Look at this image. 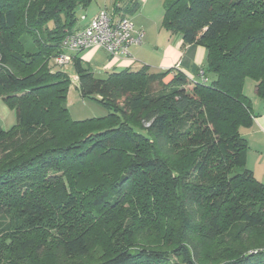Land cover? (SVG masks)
Wrapping results in <instances>:
<instances>
[{
	"label": "trees",
	"instance_id": "obj_1",
	"mask_svg": "<svg viewBox=\"0 0 264 264\" xmlns=\"http://www.w3.org/2000/svg\"><path fill=\"white\" fill-rule=\"evenodd\" d=\"M93 2L0 0V99L16 116L0 125V264H264V183L240 132L246 80L264 100V0H165L163 28L206 49V81L98 78L73 54L81 97L109 111L77 121L56 58ZM141 7L115 0L113 15Z\"/></svg>",
	"mask_w": 264,
	"mask_h": 264
},
{
	"label": "crops",
	"instance_id": "obj_2",
	"mask_svg": "<svg viewBox=\"0 0 264 264\" xmlns=\"http://www.w3.org/2000/svg\"><path fill=\"white\" fill-rule=\"evenodd\" d=\"M141 2L142 7L139 12L142 11V14H145L151 0H141ZM106 8L108 9L107 5H105L104 8H99L95 11H90V8L79 9L77 28L83 29L88 27L91 20L95 18L101 10ZM130 19L131 21L133 20L132 17ZM148 23L149 20L146 18L144 21L136 25L133 22L136 29L143 30L145 32L143 44L140 46H132L130 48L129 58H116L106 55L107 57L103 60L105 73L120 72L124 70L137 72L147 67L150 74H159L170 69H175L176 72H180L189 77L191 81H196L197 78L194 75V70L199 71L205 66L207 56L206 49L198 45L184 46L182 38H176L175 41L169 39V42L163 47L158 46L147 30L149 27ZM100 49L101 48L99 47L94 48L86 55H83L85 61H82L91 65L100 53ZM150 55H155L159 64L153 65L151 60H149ZM151 65H153V67ZM173 78L174 73L168 75L164 81L166 84H169ZM71 79L72 82L74 81L73 79H76L75 82H78L77 76H74ZM255 89L256 84L255 86L253 85V90ZM249 97L252 100L254 123L251 128H242L240 130L242 137L249 145L246 157V168L254 173V176L259 182L264 183V100L257 97L256 90L253 92L252 96ZM15 124V113L5 105L3 100L0 99V125L3 129L7 130Z\"/></svg>",
	"mask_w": 264,
	"mask_h": 264
},
{
	"label": "rangeland",
	"instance_id": "obj_3",
	"mask_svg": "<svg viewBox=\"0 0 264 264\" xmlns=\"http://www.w3.org/2000/svg\"><path fill=\"white\" fill-rule=\"evenodd\" d=\"M114 3L115 0H94V2L89 8L90 11H95L98 10L99 8H104V6L107 5L108 9L110 11H113ZM164 4H165V0H151L148 10L145 14H142L141 11L136 13L134 16H132L133 18L132 21L134 22L135 25L144 21L145 18L149 20L148 23L149 27L147 28V30L149 31L152 39L156 41L158 46L161 47L166 45L169 42V39L175 41L176 38H182L179 35L170 34L163 28V20L165 13ZM93 49L84 50L82 53L81 52L78 53L79 58L85 61L83 55H86ZM99 52L100 53L97 55V58L91 63V65H88L87 63H85V65L92 68L96 77L105 78L106 73L104 71L105 68H104L103 60H105V58L107 57L106 55L108 54L102 49H100ZM149 60H151L153 65L159 64V61L155 55H150ZM153 65L151 66L153 67ZM62 69L64 70L65 73H67L70 76V78L76 76V73L73 68V64L69 63V65L67 64L63 66ZM194 75L197 78L196 80L197 82H199L200 80L202 81L201 77L199 76V71L194 70ZM73 80L74 81L72 82L68 96V105L72 118L75 120L83 121L87 119L102 118L104 116H107L109 112L108 109L102 104H100L97 100L83 99L81 97L77 89L78 83L75 82L76 79ZM255 84L256 83L250 79L246 80L245 82L246 88L244 87V94L250 100L251 98L249 96H252L253 92H255V90H253V85L255 86Z\"/></svg>",
	"mask_w": 264,
	"mask_h": 264
},
{
	"label": "built area",
	"instance_id": "obj_4",
	"mask_svg": "<svg viewBox=\"0 0 264 264\" xmlns=\"http://www.w3.org/2000/svg\"><path fill=\"white\" fill-rule=\"evenodd\" d=\"M144 38L145 32L136 29L130 18H117L106 8L88 27L68 33L62 44L64 54L56 58V63L63 67L73 60V54L97 47L112 57L129 58L130 48L142 45ZM199 74L206 81L204 71Z\"/></svg>",
	"mask_w": 264,
	"mask_h": 264
}]
</instances>
